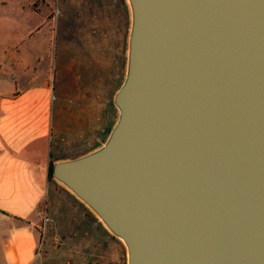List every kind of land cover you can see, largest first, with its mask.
I'll return each mask as SVG.
<instances>
[{
  "label": "water",
  "instance_id": "obj_1",
  "mask_svg": "<svg viewBox=\"0 0 264 264\" xmlns=\"http://www.w3.org/2000/svg\"><path fill=\"white\" fill-rule=\"evenodd\" d=\"M104 139L52 179L125 264H264V0H124Z\"/></svg>",
  "mask_w": 264,
  "mask_h": 264
},
{
  "label": "rangeland",
  "instance_id": "obj_2",
  "mask_svg": "<svg viewBox=\"0 0 264 264\" xmlns=\"http://www.w3.org/2000/svg\"><path fill=\"white\" fill-rule=\"evenodd\" d=\"M128 22L124 0H0V91L10 88L12 80L18 88L46 79L54 106L69 107L72 78L85 79L93 94L102 93L103 107L107 93L110 127L116 115L112 95L123 75ZM61 95H66L65 101ZM64 116L66 121L69 114ZM55 184L72 200L69 191ZM76 201L86 213L84 223L90 220L92 227L72 238V206L62 200L61 209H50L43 202L36 259L44 264H125L122 242ZM54 222L67 224L71 232L66 236Z\"/></svg>",
  "mask_w": 264,
  "mask_h": 264
},
{
  "label": "crops",
  "instance_id": "obj_3",
  "mask_svg": "<svg viewBox=\"0 0 264 264\" xmlns=\"http://www.w3.org/2000/svg\"><path fill=\"white\" fill-rule=\"evenodd\" d=\"M13 81L0 91V264H44L36 259L43 202L50 209H61L62 200L72 206V238L92 227L90 220L84 223L86 213L75 197L70 200L48 177V166L104 139L109 129L108 95L103 107L101 92L93 94L91 83L72 78V106H54L46 79L18 88ZM61 98L65 101L66 95ZM64 114H69L66 121ZM55 222L66 236L71 232L67 224Z\"/></svg>",
  "mask_w": 264,
  "mask_h": 264
},
{
  "label": "trees",
  "instance_id": "obj_4",
  "mask_svg": "<svg viewBox=\"0 0 264 264\" xmlns=\"http://www.w3.org/2000/svg\"><path fill=\"white\" fill-rule=\"evenodd\" d=\"M51 170H52V161H50L49 166H48V177H49L50 179L52 178Z\"/></svg>",
  "mask_w": 264,
  "mask_h": 264
},
{
  "label": "built area",
  "instance_id": "obj_5",
  "mask_svg": "<svg viewBox=\"0 0 264 264\" xmlns=\"http://www.w3.org/2000/svg\"><path fill=\"white\" fill-rule=\"evenodd\" d=\"M49 218L47 216H45V221H47Z\"/></svg>",
  "mask_w": 264,
  "mask_h": 264
}]
</instances>
